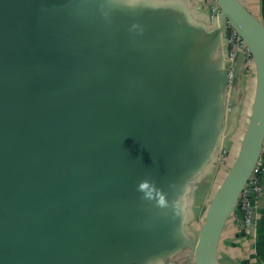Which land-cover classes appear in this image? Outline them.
Here are the masks:
<instances>
[{
  "label": "water",
  "instance_id": "95a60500",
  "mask_svg": "<svg viewBox=\"0 0 264 264\" xmlns=\"http://www.w3.org/2000/svg\"><path fill=\"white\" fill-rule=\"evenodd\" d=\"M115 4L0 0V264H133L170 255L177 190L203 148L218 168L248 52V125L193 244L194 264H217L223 231L264 155V25L239 0H217L213 20L203 7L206 51L220 60L221 130L211 146L192 137L174 144L177 125L188 130L194 119L180 108L177 116L169 102L177 34L155 14ZM227 27L244 45L230 86Z\"/></svg>",
  "mask_w": 264,
  "mask_h": 264
},
{
  "label": "crops",
  "instance_id": "0c3cea01",
  "mask_svg": "<svg viewBox=\"0 0 264 264\" xmlns=\"http://www.w3.org/2000/svg\"><path fill=\"white\" fill-rule=\"evenodd\" d=\"M116 6L131 7L139 14L149 12L159 17L160 23L167 24L177 34L176 65L178 69L169 70L167 75L174 78L167 91L176 94L170 97V106L177 107V116L193 112L191 127L177 125L174 144L190 137L201 141L203 146H211L221 130L219 87L216 81L220 75L219 58L207 54L210 37L204 31L208 13L200 0H112ZM249 12L264 25V0H239ZM122 3V4H119ZM179 64V65H178ZM255 89L254 72L241 76L232 93L236 113L230 115L226 140L230 141L234 157L239 149L247 128ZM179 94V95H177ZM176 103V104H175ZM169 106V107H170ZM180 108L182 113H179ZM196 109V110H195ZM195 110V111H194ZM225 140V141H226ZM240 140V141H239ZM208 152H206V151ZM210 147L203 148L198 167L188 172L177 190V225L166 245L173 248L170 255L144 259L133 264H194L195 243L204 221L210 198L221 182L223 175L213 166ZM174 154L177 150L174 147ZM220 175H222L220 177ZM215 180V186L211 183ZM255 237L241 235L232 220L223 231L217 254V264H264V204L258 212Z\"/></svg>",
  "mask_w": 264,
  "mask_h": 264
},
{
  "label": "built area",
  "instance_id": "2783aa9c",
  "mask_svg": "<svg viewBox=\"0 0 264 264\" xmlns=\"http://www.w3.org/2000/svg\"><path fill=\"white\" fill-rule=\"evenodd\" d=\"M200 1L202 2L203 7L208 11L211 20L218 19L220 15V9L217 4V0H200ZM226 37L228 41V53L226 58L227 68H228L227 76H228V85L230 86L233 81L234 66L236 60L239 54L244 51V45L238 34L230 27H227ZM243 67L245 69V72L248 74L254 71V61L248 52L245 53V60ZM228 155L229 152L228 151L226 152L224 150V147L221 148L217 163L219 168L224 164L225 162L224 159ZM228 158L226 164L229 163ZM226 172L224 173V175L226 174ZM263 204H264V155H261L247 184L245 185L244 189L240 194L239 204L236 208L238 209L239 216H236L233 213L230 220H232V222L235 223V225L238 227L240 232L255 237L256 230L253 229V225H255L257 222L258 212L259 209L262 208Z\"/></svg>",
  "mask_w": 264,
  "mask_h": 264
},
{
  "label": "rangeland",
  "instance_id": "374dc122",
  "mask_svg": "<svg viewBox=\"0 0 264 264\" xmlns=\"http://www.w3.org/2000/svg\"><path fill=\"white\" fill-rule=\"evenodd\" d=\"M240 141V140H239ZM239 143L240 142H238L237 144L239 145ZM230 145H231V143H230V141H224V150L227 152H229V155H230V158H232V151H233V149H232V147H230ZM229 155L228 156H226V158L225 157H223V158H225L224 159V164L219 168H217V170H219V172H220V174L222 173V175H224V173L227 171V169H228V167H229V163L230 162H232L231 160H229L230 158H228L229 157ZM222 158V159H223ZM227 158H228V161H229V163H227L226 164V162H227ZM226 168V169H225ZM222 175H220V177L222 176ZM216 184H215V180L211 183V186H212V188H213V186H215Z\"/></svg>",
  "mask_w": 264,
  "mask_h": 264
},
{
  "label": "bare ground",
  "instance_id": "6f19581e",
  "mask_svg": "<svg viewBox=\"0 0 264 264\" xmlns=\"http://www.w3.org/2000/svg\"><path fill=\"white\" fill-rule=\"evenodd\" d=\"M253 72H254V74H255V70H254ZM236 154H237V153H236ZM235 156H236V155H235ZM235 156H234V157H235ZM234 157L232 156V158H230V155H229V158H230L229 160L233 161ZM231 163H232V162H230L229 165H230ZM225 169H226V168H225Z\"/></svg>",
  "mask_w": 264,
  "mask_h": 264
},
{
  "label": "trees",
  "instance_id": "16d2710c",
  "mask_svg": "<svg viewBox=\"0 0 264 264\" xmlns=\"http://www.w3.org/2000/svg\"><path fill=\"white\" fill-rule=\"evenodd\" d=\"M231 165V164H230ZM234 215L239 216L238 209L235 210ZM230 221V220H229Z\"/></svg>",
  "mask_w": 264,
  "mask_h": 264
}]
</instances>
